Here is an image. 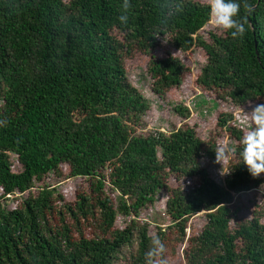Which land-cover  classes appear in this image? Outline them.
Segmentation results:
<instances>
[{"label":"trees","instance_id":"obj_1","mask_svg":"<svg viewBox=\"0 0 264 264\" xmlns=\"http://www.w3.org/2000/svg\"><path fill=\"white\" fill-rule=\"evenodd\" d=\"M122 2L0 0V120L7 121L0 127V264H145L150 225L138 218L161 188L172 222L156 236L169 264H264V202L256 190L264 174L253 178L243 164L235 124L236 111L264 104V0H249L256 7L242 40L203 31L205 0H183V13L166 23L163 0H130L128 26L118 20ZM195 44L201 68L187 55ZM132 64L145 68L152 90L169 103L191 89L196 68L195 86L225 107L207 137L189 123L170 134H131L129 124L142 127L151 108L128 78ZM175 110L190 117L186 106ZM227 136L237 145L222 186L200 161L216 162ZM51 174L79 180L74 200L51 187ZM185 178L194 179L193 191ZM249 191L245 216L244 205L232 206L233 192ZM93 200L99 204L84 207ZM203 209L206 222L186 242L191 216ZM118 215L128 220L119 223ZM91 224L103 234L89 237Z\"/></svg>","mask_w":264,"mask_h":264},{"label":"rangeland","instance_id":"obj_2","mask_svg":"<svg viewBox=\"0 0 264 264\" xmlns=\"http://www.w3.org/2000/svg\"><path fill=\"white\" fill-rule=\"evenodd\" d=\"M212 25L208 22L204 30L207 32L209 29H212ZM214 29V28H213ZM204 38H207L206 33L203 34ZM197 35L194 34V38H196ZM196 51V52H195ZM200 54V55H199ZM187 55L189 58L191 57L192 59L197 58V64L196 66L200 65L203 62H205V57L201 55L200 50H197L196 44L193 46L192 49H190L187 52ZM199 61V62H198ZM138 65V64H132L131 67ZM199 68V67H198ZM192 71V82L191 84V89L185 90L181 93H179L177 96V100L173 103H169L161 96H159L157 93H155L152 90V78L150 74L145 70L144 67L142 66H135L132 69L128 70V78L129 80L150 100L151 103V108L148 111V113L145 115L143 119V126L142 127H135L129 124V131L131 134L138 133V132H151V131H162L166 134H170L175 128L178 129L180 128L183 124L189 123L191 125H195L198 127V130L203 137H207V135L211 132L213 127L216 124V119L217 116L221 113V111H224V106L222 105L223 102L216 101L211 98V96L205 94L202 89L198 88L195 86L194 80L197 78V75L199 74L196 71V68L193 69L191 68ZM4 101L0 100V106L3 104ZM176 105H181V106H186L190 110V117L188 119H183L178 112L175 110ZM243 111L247 112L246 110H240L236 111L235 115L236 117L240 114L243 113ZM236 142L232 140L230 137H225V140L220 142L219 147L221 148H232L233 152L230 156V158L234 155L235 149H236ZM160 156L162 157V154L159 153ZM228 159L227 163L224 166V172L223 173V164L222 163H209L201 160V165L207 169L209 175L218 183L222 184V186L225 185V177H226V172H227V165L229 163ZM17 167V166H16ZM15 167V168H16ZM52 184L51 187L56 186L59 192L66 193L65 195L67 199L74 200L76 197V190L80 185L78 179H57L54 177V175H50L49 180ZM184 189L186 191H193L195 188L194 179L193 178H185L184 179ZM256 190H259L260 195L262 196L261 201L264 202V184L259 185ZM33 191H37L36 189ZM250 192V191H249ZM2 193V190L0 189V194ZM252 193L250 192L246 195L240 194V193H235L234 194V200L232 203V206L234 205H244L245 208L242 210V214L245 216H249V206L252 205L253 201L252 200ZM168 191L164 190L161 188L159 192L156 195L155 201L153 204L150 206L148 210L145 212L143 211L140 215V220L148 221L149 222V234L151 236L157 234L158 228L161 227L162 229H166L169 224L172 222L171 217L168 215ZM25 196L27 193L24 194ZM116 195H118V191L116 192ZM9 201L11 202V197L12 195L9 194ZM81 197V196H80ZM247 197V198H245ZM4 200V199H2ZM95 202L99 204L96 201H86L85 202V208L89 209L91 206V203ZM257 202V201H256ZM95 204L94 206H96ZM118 202L116 203L117 206ZM11 206H14V202L10 203ZM101 207H97V211L99 213ZM90 210V209H89ZM209 210L203 209L200 212H197L193 216H191L187 228V234H186V242L188 241L189 237L192 235V230L194 229H199L201 228L204 223L206 222L205 219V213L208 212ZM68 215V214H66ZM58 220V219H57ZM128 218L125 220L123 215H118L117 222L120 221H127ZM100 221V220H99ZM56 222V221H55ZM264 222V218H263ZM91 227V228H90ZM87 230H88V236L91 237L93 235H102L103 230L100 227V224H91ZM86 230V231H87ZM113 231V230H112ZM112 232H110L111 234ZM110 234L106 233V235L109 237L111 236ZM184 247L185 244L181 245V255L183 256L184 252ZM128 249L124 248V253H128Z\"/></svg>","mask_w":264,"mask_h":264},{"label":"clouds","instance_id":"obj_3","mask_svg":"<svg viewBox=\"0 0 264 264\" xmlns=\"http://www.w3.org/2000/svg\"><path fill=\"white\" fill-rule=\"evenodd\" d=\"M205 2L209 8L208 22L212 27L219 32L230 33L233 39L242 40L247 32L248 16L255 11L256 6L250 3L249 0H242L245 15L241 17L242 5L238 0H205ZM160 7L166 13L162 23H166L170 17L179 15L184 11L183 0H163ZM131 11L132 4L130 0H123L119 6L120 14L118 16L121 25L128 26ZM166 42L167 37L165 36ZM235 124L243 132L240 140L242 162L247 166L252 177L258 178L261 174H264V104L256 105L250 112L243 111L235 118ZM6 126L7 121L0 120V127ZM215 151L216 162L223 164V173H225L224 166L233 149L217 147ZM166 253V246L159 236H151L150 247L145 253V264H169Z\"/></svg>","mask_w":264,"mask_h":264}]
</instances>
